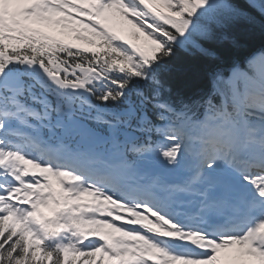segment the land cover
<instances>
[{
    "label": "snow or ice",
    "instance_id": "1",
    "mask_svg": "<svg viewBox=\"0 0 264 264\" xmlns=\"http://www.w3.org/2000/svg\"><path fill=\"white\" fill-rule=\"evenodd\" d=\"M256 25L264 0H0V264H264V51L165 79Z\"/></svg>",
    "mask_w": 264,
    "mask_h": 264
},
{
    "label": "trees",
    "instance_id": "2",
    "mask_svg": "<svg viewBox=\"0 0 264 264\" xmlns=\"http://www.w3.org/2000/svg\"><path fill=\"white\" fill-rule=\"evenodd\" d=\"M243 3V0H238ZM257 19L260 20L259 14ZM237 43L235 45L224 42L217 45L218 60L210 61L202 56H189L179 51L176 57L171 60L170 66L172 72L166 74L165 79L173 86L174 89L181 90L186 95H191L200 89L207 90L210 87L208 73L211 68L220 66L227 70L235 63L245 65V59L253 52L264 47V27L244 26L242 30L235 34Z\"/></svg>",
    "mask_w": 264,
    "mask_h": 264
},
{
    "label": "bare ground",
    "instance_id": "3",
    "mask_svg": "<svg viewBox=\"0 0 264 264\" xmlns=\"http://www.w3.org/2000/svg\"><path fill=\"white\" fill-rule=\"evenodd\" d=\"M164 10L167 11L166 8H165ZM118 26H122V27H124L125 29L131 27L130 25H127L126 23L123 24V25H118ZM132 37H133L134 39H133ZM130 38H131L133 41H136V37H134V36H130ZM136 42H139V41H136ZM222 257H223V259H222V264H235V262L231 259L230 254H228V253H223V254H222Z\"/></svg>",
    "mask_w": 264,
    "mask_h": 264
},
{
    "label": "rangeland",
    "instance_id": "4",
    "mask_svg": "<svg viewBox=\"0 0 264 264\" xmlns=\"http://www.w3.org/2000/svg\"><path fill=\"white\" fill-rule=\"evenodd\" d=\"M133 38V37H132ZM134 39V38H133Z\"/></svg>",
    "mask_w": 264,
    "mask_h": 264
}]
</instances>
